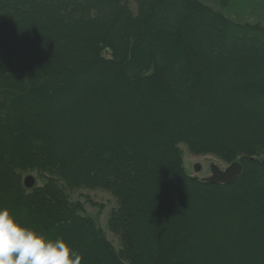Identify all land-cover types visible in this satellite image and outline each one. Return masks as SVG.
Masks as SVG:
<instances>
[{
  "label": "trees",
  "instance_id": "trees-1",
  "mask_svg": "<svg viewBox=\"0 0 264 264\" xmlns=\"http://www.w3.org/2000/svg\"><path fill=\"white\" fill-rule=\"evenodd\" d=\"M179 143L241 173L192 177ZM77 188L115 197L117 248ZM0 206L81 264H264V25L201 0H0Z\"/></svg>",
  "mask_w": 264,
  "mask_h": 264
},
{
  "label": "rangeland",
  "instance_id": "rangeland-1",
  "mask_svg": "<svg viewBox=\"0 0 264 264\" xmlns=\"http://www.w3.org/2000/svg\"><path fill=\"white\" fill-rule=\"evenodd\" d=\"M212 8L221 11L229 19L238 23H256L264 25V0H201ZM186 172L197 178H205L211 174L212 164L221 169L229 164L212 154L195 155L188 151L184 143H179ZM199 164V170H195ZM35 178V184L42 185L45 177L37 172H27ZM73 201L84 203V214L94 217L97 224L105 231L106 236L117 248L119 241L116 235L107 227V219L111 208L116 206V199L108 191L99 188H77L68 191Z\"/></svg>",
  "mask_w": 264,
  "mask_h": 264
},
{
  "label": "clouds",
  "instance_id": "clouds-1",
  "mask_svg": "<svg viewBox=\"0 0 264 264\" xmlns=\"http://www.w3.org/2000/svg\"><path fill=\"white\" fill-rule=\"evenodd\" d=\"M82 254L63 237L48 236L0 206V264H81Z\"/></svg>",
  "mask_w": 264,
  "mask_h": 264
},
{
  "label": "water",
  "instance_id": "water-1",
  "mask_svg": "<svg viewBox=\"0 0 264 264\" xmlns=\"http://www.w3.org/2000/svg\"><path fill=\"white\" fill-rule=\"evenodd\" d=\"M194 168L198 171L199 164H195ZM241 170L242 165L237 161L230 163L223 169H221L217 164H212L211 174L203 179L211 183L230 184L241 173ZM23 184L26 188H31L35 185V178L32 175L27 174L23 178Z\"/></svg>",
  "mask_w": 264,
  "mask_h": 264
}]
</instances>
